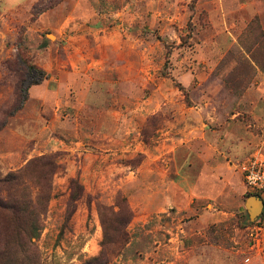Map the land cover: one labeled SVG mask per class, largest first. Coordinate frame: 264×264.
Segmentation results:
<instances>
[{
  "label": "rangeland",
  "instance_id": "rangeland-1",
  "mask_svg": "<svg viewBox=\"0 0 264 264\" xmlns=\"http://www.w3.org/2000/svg\"><path fill=\"white\" fill-rule=\"evenodd\" d=\"M40 1L49 8L33 16ZM20 54L47 77L26 76V99L6 118L17 81L7 65ZM235 98L248 152L221 169L195 141ZM3 119L0 177L19 174L33 201L37 183L50 192L41 264H81L102 243L107 264H142L155 242L176 246L177 227L211 209L219 218L177 236L198 248L180 245L176 264H264V201L251 216L237 168L264 151V0H0ZM171 181L201 197L194 211L178 212L179 197L171 208Z\"/></svg>",
  "mask_w": 264,
  "mask_h": 264
},
{
  "label": "trees",
  "instance_id": "trees-1",
  "mask_svg": "<svg viewBox=\"0 0 264 264\" xmlns=\"http://www.w3.org/2000/svg\"><path fill=\"white\" fill-rule=\"evenodd\" d=\"M48 8L46 3L40 1L33 6L32 15L37 16ZM7 68L17 80L15 83L16 100L11 112L6 115V118H9L21 109L23 101L26 99L27 90L23 88L26 76L35 80L32 84H38L47 75L21 54L18 55L16 63L8 64ZM22 92L25 95L21 100ZM6 124L7 119L0 120V131ZM34 163L36 162H33L32 165ZM50 166L53 165L51 163L42 164L39 171H35L37 175L39 174L38 178L36 176L37 181H46ZM71 183L73 184L74 181ZM36 186L39 189V195L33 201L19 174H7L3 178L0 177V264H41L40 251L36 241L40 236L42 217L45 214L42 203L50 199V192H48V185L46 187L43 183H37ZM251 196H255V194L245 193V197ZM70 198L75 200L73 195ZM112 221L118 223L115 216ZM113 230L117 232L116 228ZM106 237L107 233L104 231V240ZM104 245V243L101 244L98 256L86 259L81 264H107Z\"/></svg>",
  "mask_w": 264,
  "mask_h": 264
},
{
  "label": "crops",
  "instance_id": "crops-1",
  "mask_svg": "<svg viewBox=\"0 0 264 264\" xmlns=\"http://www.w3.org/2000/svg\"><path fill=\"white\" fill-rule=\"evenodd\" d=\"M239 116V112L236 111V98L234 100V104L232 106V111L227 112L224 114L223 117H220L218 115L216 116H211L208 120V122H203L202 123V132L200 134V137H198L197 141H195V144H199L200 146L203 147V149H206L209 154V160L215 161L217 167L224 169L229 167V163L233 162L236 160V158L243 156L248 152V146L249 143L246 141V138H242L237 135L236 133V119ZM215 126L216 128H211ZM208 127V129L204 130L203 128ZM210 127V128H209ZM240 128V125L238 126ZM214 129V130H212ZM188 142V141H186ZM190 149L186 150V156L190 154V157L197 155L196 151L192 147V143L189 145ZM188 146V147H189ZM190 167V166H188ZM210 169H213V166L210 167ZM173 181L170 182L169 184V189L170 192H174L175 196L171 197L170 202L172 203V207H176V203L178 202V197L179 200H185L186 202V208H181V207H176L178 209V212L182 210H189L192 211L193 209L191 208V204L194 202L195 199H199V197L191 188L190 184H185L186 186L180 187L177 186L175 187L172 185ZM225 185H227L225 183ZM189 187V188H188ZM175 197V198H174ZM216 200V199H215ZM177 201V202H176ZM216 209H211L208 211H203L202 213L200 211L195 212L194 216L196 217L195 220H191L188 223H183L182 226L177 227L176 231V236L175 238H170L168 241L169 242H174L176 243V246H168L165 243L162 244V242H155V247H154V253L153 257L150 258H145L143 259L142 264H176V259L179 256L177 253V249H179V246L181 245V249H184V253L189 251V250H194L198 247H185V242L183 240H177V236L179 234L183 235L182 238H186L190 233H196L193 230V227H195L196 223L198 224L200 220L202 221L205 215L207 216H215L216 218H219V214L221 211H218L217 214H215ZM194 211V210H193ZM201 213V214H200ZM211 218V217H210ZM170 234V232H169ZM166 246V250L169 251L167 259L160 258V252H164V248ZM174 256V259H172L169 256Z\"/></svg>",
  "mask_w": 264,
  "mask_h": 264
},
{
  "label": "built area",
  "instance_id": "built-area-1",
  "mask_svg": "<svg viewBox=\"0 0 264 264\" xmlns=\"http://www.w3.org/2000/svg\"><path fill=\"white\" fill-rule=\"evenodd\" d=\"M238 172L245 191L264 201V151L255 149L245 160L238 163Z\"/></svg>",
  "mask_w": 264,
  "mask_h": 264
},
{
  "label": "water",
  "instance_id": "water-1",
  "mask_svg": "<svg viewBox=\"0 0 264 264\" xmlns=\"http://www.w3.org/2000/svg\"><path fill=\"white\" fill-rule=\"evenodd\" d=\"M251 200H255L259 204L257 210L254 211V212L252 211V208L250 207ZM262 206H263V202L262 201H259V199L256 198V197H254V196H251V198H248L246 200V202H245V207H246L247 211L249 212V214L251 216H254L255 214H257L259 212V210L262 208Z\"/></svg>",
  "mask_w": 264,
  "mask_h": 264
},
{
  "label": "bare ground",
  "instance_id": "bare-ground-1",
  "mask_svg": "<svg viewBox=\"0 0 264 264\" xmlns=\"http://www.w3.org/2000/svg\"><path fill=\"white\" fill-rule=\"evenodd\" d=\"M52 40V39H51ZM251 205H252V211L254 212V211H256L257 210V208H258V206H259V204L255 201V200H251Z\"/></svg>",
  "mask_w": 264,
  "mask_h": 264
}]
</instances>
